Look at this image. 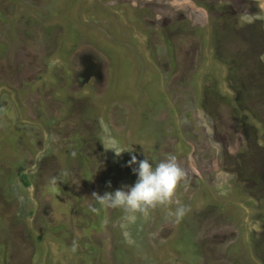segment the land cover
Segmentation results:
<instances>
[{"label": "rangeland", "instance_id": "rangeland-1", "mask_svg": "<svg viewBox=\"0 0 264 264\" xmlns=\"http://www.w3.org/2000/svg\"><path fill=\"white\" fill-rule=\"evenodd\" d=\"M0 264H264V0H0Z\"/></svg>", "mask_w": 264, "mask_h": 264}, {"label": "clouds", "instance_id": "clouds-1", "mask_svg": "<svg viewBox=\"0 0 264 264\" xmlns=\"http://www.w3.org/2000/svg\"><path fill=\"white\" fill-rule=\"evenodd\" d=\"M108 149L114 150L117 156L126 151L118 146ZM128 163L129 166L138 164V167L132 169L138 177L133 186H124L114 192H105L103 195L94 192L92 198L105 207L122 208L128 214H147L150 209L158 205L173 203L176 189L185 176L184 169L174 154L168 153L166 158L155 166L147 158L137 161L135 155ZM176 204L175 210L169 211L167 216L175 217V221L179 223L188 209L179 201H176ZM75 247L74 242L73 251Z\"/></svg>", "mask_w": 264, "mask_h": 264}, {"label": "flooded vegetation", "instance_id": "flooded-vegetation-1", "mask_svg": "<svg viewBox=\"0 0 264 264\" xmlns=\"http://www.w3.org/2000/svg\"><path fill=\"white\" fill-rule=\"evenodd\" d=\"M102 78H99L98 81H100Z\"/></svg>", "mask_w": 264, "mask_h": 264}]
</instances>
